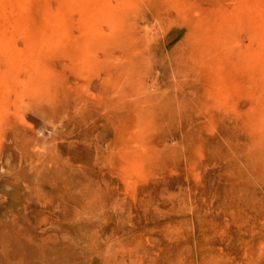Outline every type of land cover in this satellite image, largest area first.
<instances>
[{"label": "rangeland", "instance_id": "374dc122", "mask_svg": "<svg viewBox=\"0 0 264 264\" xmlns=\"http://www.w3.org/2000/svg\"><path fill=\"white\" fill-rule=\"evenodd\" d=\"M0 264H264V0H0Z\"/></svg>", "mask_w": 264, "mask_h": 264}]
</instances>
